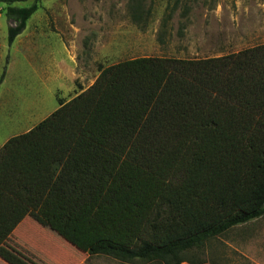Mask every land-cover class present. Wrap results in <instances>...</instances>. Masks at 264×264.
Masks as SVG:
<instances>
[{
	"label": "trees",
	"instance_id": "1",
	"mask_svg": "<svg viewBox=\"0 0 264 264\" xmlns=\"http://www.w3.org/2000/svg\"><path fill=\"white\" fill-rule=\"evenodd\" d=\"M31 1L17 7L18 0H0L15 23L9 46L39 10L42 0ZM130 8L132 20L146 25L151 11L144 0H131ZM164 36L161 31L159 40ZM58 102L49 117L0 149V193L16 207L4 222L5 237L34 213L64 242L81 245L123 162L160 188L145 203L138 185L128 205L142 212L130 235L97 239L89 256L198 264L194 252L264 217V189L245 210L225 209L245 149L264 131V45L219 58H137L100 66L89 89Z\"/></svg>",
	"mask_w": 264,
	"mask_h": 264
},
{
	"label": "rangeland",
	"instance_id": "2",
	"mask_svg": "<svg viewBox=\"0 0 264 264\" xmlns=\"http://www.w3.org/2000/svg\"><path fill=\"white\" fill-rule=\"evenodd\" d=\"M130 3L42 0L12 46L8 32L15 23L0 3V149L55 112L60 99L69 101L89 89L100 66L137 58H219L264 45V0H144L151 15L143 26L132 20ZM31 4L18 0L14 6ZM233 179L225 203L229 214L245 210L253 193L264 189V131L252 137ZM157 184L123 162L79 246L64 242L34 213L5 237L4 224L16 207L0 193V264H161L88 254L97 239L119 241L130 235L142 211L129 208V199L142 185L138 199L155 200ZM192 256L198 264H264V217L214 239Z\"/></svg>",
	"mask_w": 264,
	"mask_h": 264
}]
</instances>
